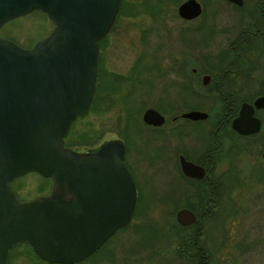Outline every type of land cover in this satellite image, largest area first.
Masks as SVG:
<instances>
[{"label":"water","instance_id":"95a60500","mask_svg":"<svg viewBox=\"0 0 264 264\" xmlns=\"http://www.w3.org/2000/svg\"><path fill=\"white\" fill-rule=\"evenodd\" d=\"M226 1L243 5V0ZM120 4L0 0V27L33 10L45 13L53 24L51 32L29 48L0 36V264H6L13 245L24 241L46 263L83 261L130 219L136 190L125 165L123 141L108 140L94 151L64 144L72 122L93 102L99 41ZM177 13L193 19L202 7L197 0H184ZM210 78L203 74L205 82ZM183 116L199 119L206 113ZM142 118L151 125L164 122L153 108ZM252 120L243 108L234 127L243 134L256 132L259 122ZM29 172L51 180L48 195L18 199L11 181ZM189 216L193 214L188 210L177 213L183 224Z\"/></svg>","mask_w":264,"mask_h":264},{"label":"rangeland","instance_id":"374dc122","mask_svg":"<svg viewBox=\"0 0 264 264\" xmlns=\"http://www.w3.org/2000/svg\"><path fill=\"white\" fill-rule=\"evenodd\" d=\"M182 1L122 0L111 28L99 41L98 71L101 79L96 81L98 95L93 98L89 111L72 123L65 135V143L77 151H94L108 140L120 138L127 141V137L131 148L130 163L141 185L142 202L130 225L118 231L87 261L79 264H188L182 259L181 245L177 241L183 230L175 221V212L166 208L171 201L172 186L165 162V147L149 148L152 142L164 141V137L141 131L144 129L142 112L149 106L156 107L159 93L155 85L144 90L139 89L136 82L152 83L162 76L158 86L164 90L166 83L177 85L185 81L181 78L199 80L203 73L218 80L221 70H226V62L217 59V55L229 49L239 31L245 29L247 5L236 7L224 0H198L203 3L202 14L186 21L177 13ZM52 28L48 17L34 10L4 23L0 27V36L28 48L47 36ZM200 29L203 30L199 32ZM185 56L188 63L182 73V69L174 67V64L176 59L185 60ZM247 73L248 70L243 68L238 78H234L225 71V78L220 80H263L257 74L249 78ZM115 75L120 76L121 84L112 79ZM198 86L190 83L193 95L198 97L195 100L204 106L202 109H212L214 98L209 97L208 91L199 90ZM179 95L186 100L192 98L187 92H179ZM161 103L163 109L170 104L166 100ZM161 129L166 130L167 127L162 126ZM140 131L142 135L134 134ZM50 185L49 179L35 172L11 182L19 200L46 195L50 192ZM227 203L217 224L218 236L224 237L221 249L216 252L213 246H208L213 259L211 264H264V257L259 254L236 258L233 238L250 236L252 214L245 212V198L238 213L229 210ZM8 261L9 264H49L25 243L10 249Z\"/></svg>","mask_w":264,"mask_h":264},{"label":"flooded vegetation","instance_id":"af4514ba","mask_svg":"<svg viewBox=\"0 0 264 264\" xmlns=\"http://www.w3.org/2000/svg\"><path fill=\"white\" fill-rule=\"evenodd\" d=\"M199 3L203 11V3ZM228 3L236 7L247 5V24L245 29L239 31L229 49L218 53L217 59L226 62V70H221L218 80L209 74L211 78L205 82L203 73L199 80L181 78L180 80L185 81L180 84L166 83L164 90L158 86V80H163L162 76L152 83L136 82L139 89L147 90L148 86H156L159 93L156 96V107L149 106L144 111L155 109L164 117V122L161 125H151L141 118L144 129L140 127L142 130H139L164 137V141L152 142L154 145L151 144L149 148L165 147V162L172 186L171 201L166 208L175 212V221L183 230L182 237L177 238V241L181 245L182 259L188 264H211L213 259L208 246H213L216 252L220 251L224 239L218 236L217 225L224 204L228 201L229 210L238 213L242 210L244 198L245 212L252 214L250 236L233 238L232 248L236 258L244 257L245 254L264 257V100L256 103L258 98L264 97V0H243L242 6ZM199 16L188 20L180 18L190 21ZM186 63L188 57L185 56V60L176 59L174 67H180L184 73ZM243 68L248 70L249 78L257 74L263 80H220L225 78V71L238 78ZM191 82L198 84L199 90L208 91L209 97L214 98L212 109H202L204 106L195 100L198 97L190 89ZM173 87L176 89H172ZM179 92L190 93L192 101L181 98ZM165 100L170 104L163 109L161 101ZM243 108L249 121L251 119L253 123V118L259 122L256 132L243 134L234 127ZM189 111H201L206 116L199 119L184 117L183 114ZM162 126L167 129L162 130ZM141 131L134 134L142 135ZM121 140L125 146V165L136 190L134 207L129 221L117 228L97 250L118 231L130 225L136 211L139 207L141 209L142 189L130 163V144L127 137V141ZM182 209L193 214V217H187L186 224L177 219V213Z\"/></svg>","mask_w":264,"mask_h":264},{"label":"trees","instance_id":"16d2710c","mask_svg":"<svg viewBox=\"0 0 264 264\" xmlns=\"http://www.w3.org/2000/svg\"><path fill=\"white\" fill-rule=\"evenodd\" d=\"M122 8V7H121ZM119 78H120V76H117V75H115L112 79H114V81L117 83V84H119L120 83V80H119ZM98 80H100L101 79V72H100V70L98 71V78H97ZM123 79H125L124 77H123ZM121 84V83H120ZM106 85V84H105ZM117 87V86H116ZM115 87V88H116ZM112 89V88H111ZM114 89V88H113ZM108 90V89H107ZM98 95V89H96V92H95V97H94V99H96V96ZM95 103V102H94ZM92 110V109H91ZM80 118V117H79ZM74 123V122H73ZM66 144V143H65ZM22 243H25V244H27L30 248H31V246H30V244L29 243H27V242H22ZM20 243H18V244H16V245H19ZM13 248V247H12ZM32 249V248H31ZM33 250V249H32ZM91 257V256H90ZM89 257V258H90ZM88 258V259H89ZM85 261H87V259L85 260ZM82 262H84V261H82ZM82 262H79V263H82ZM79 263H76V264H79ZM6 264H9V261L7 262L6 261ZM49 264H61V263H49Z\"/></svg>","mask_w":264,"mask_h":264}]
</instances>
